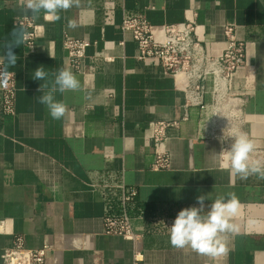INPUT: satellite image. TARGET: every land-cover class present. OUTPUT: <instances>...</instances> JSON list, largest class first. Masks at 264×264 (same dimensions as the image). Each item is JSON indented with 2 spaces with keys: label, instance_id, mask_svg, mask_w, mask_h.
I'll use <instances>...</instances> for the list:
<instances>
[{
  "label": "crops",
  "instance_id": "0c3cea01",
  "mask_svg": "<svg viewBox=\"0 0 264 264\" xmlns=\"http://www.w3.org/2000/svg\"><path fill=\"white\" fill-rule=\"evenodd\" d=\"M126 14L145 16L153 25L196 19L197 38L210 54L226 45L224 26L232 24L246 44V62L231 78V92L244 100L240 126L264 159V0H81L79 8L36 22L35 47L24 41L13 49L7 68L16 81L15 110L3 111L0 94V264L17 236L27 248L50 247L47 264H264V179L246 180L224 168L228 147L200 134L201 111L170 132L171 165L154 168L151 124L180 120L184 96L172 76L154 59L140 60L137 44L121 25ZM32 16L20 0H0V58L24 32L21 16ZM69 19L78 27L68 28ZM70 33L88 39L80 72L73 71L64 48ZM7 63L5 60L4 66ZM1 65V64H0ZM42 66L46 80L33 78ZM70 70L80 89L55 93L67 112L49 115L39 98L58 70ZM135 191L124 205V193ZM234 193L240 204L233 219L239 232L224 233L228 251L218 256L170 244L169 227L184 208L205 212L217 197ZM128 212L132 239L105 233V218Z\"/></svg>",
  "mask_w": 264,
  "mask_h": 264
},
{
  "label": "built area",
  "instance_id": "2783aa9c",
  "mask_svg": "<svg viewBox=\"0 0 264 264\" xmlns=\"http://www.w3.org/2000/svg\"><path fill=\"white\" fill-rule=\"evenodd\" d=\"M18 24L27 33L25 46L32 50L37 40L36 22L32 16H21ZM121 28L132 35L137 44L140 60H157L164 71L173 77L176 89L184 96L185 115L180 120L156 121L151 124V136L155 143L156 160L154 168H168L171 165L167 148L169 134L179 129L188 120V110L198 108L201 111L199 134L206 140L220 139L228 150L233 143V133L243 132L241 106L244 100L233 94L230 81L233 75L245 65L246 44L237 37L232 24L224 26L225 48L219 54H210L204 44L197 38L198 22L191 19L186 22L153 25L139 14H126ZM88 39L77 38L70 33L64 37L66 56L73 71L80 72L87 57ZM4 64L0 65V72ZM8 71V70H7ZM4 78L0 76V94L3 111L13 113L15 110L16 81L12 72ZM263 151L255 149L253 154ZM135 191L124 193V205ZM105 233L120 235L138 241L132 219L126 209L120 215L105 218ZM50 247L27 248L21 236L14 238L5 250V264H47ZM142 253H134L133 264H140Z\"/></svg>",
  "mask_w": 264,
  "mask_h": 264
},
{
  "label": "clouds",
  "instance_id": "9594fccd",
  "mask_svg": "<svg viewBox=\"0 0 264 264\" xmlns=\"http://www.w3.org/2000/svg\"><path fill=\"white\" fill-rule=\"evenodd\" d=\"M22 6L26 7L33 14V19H38L43 12L44 18L48 21H59L60 13L73 7L79 8L81 0H20ZM68 28L78 27L77 21L69 19ZM14 42L5 46V54L0 58V64L7 63L0 76L7 78V68L13 67L17 62V55L13 49L20 43L26 41V32H13ZM48 73L42 66L34 71L33 78L46 80ZM80 82L77 77L68 69L58 70L54 81L49 87L48 83L41 84L39 91L48 89L39 98V103L45 105L49 115L54 120H60L67 112V106L63 101L55 99V93L76 91L80 89ZM233 143L224 156L223 167L230 169L232 175H238L241 179H247L251 175H257L264 179V159L253 158L256 149L255 142L243 132L233 133ZM227 199L224 196L217 197L212 201L209 210L205 212L206 196L197 197L199 207H189L180 210L169 227L170 244L175 248L190 247L193 251L210 256L225 254L228 249L225 245L224 233L239 232V225L233 222L238 216L240 204L234 193H228Z\"/></svg>",
  "mask_w": 264,
  "mask_h": 264
}]
</instances>
